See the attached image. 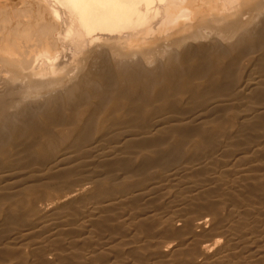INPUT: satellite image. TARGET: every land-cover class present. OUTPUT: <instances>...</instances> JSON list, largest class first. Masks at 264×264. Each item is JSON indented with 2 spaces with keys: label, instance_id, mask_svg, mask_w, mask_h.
<instances>
[{
  "label": "bare ground",
  "instance_id": "obj_1",
  "mask_svg": "<svg viewBox=\"0 0 264 264\" xmlns=\"http://www.w3.org/2000/svg\"><path fill=\"white\" fill-rule=\"evenodd\" d=\"M0 264H264V0H0Z\"/></svg>",
  "mask_w": 264,
  "mask_h": 264
}]
</instances>
